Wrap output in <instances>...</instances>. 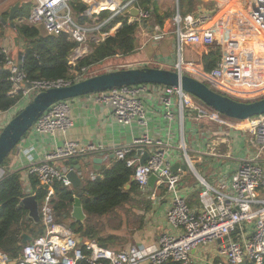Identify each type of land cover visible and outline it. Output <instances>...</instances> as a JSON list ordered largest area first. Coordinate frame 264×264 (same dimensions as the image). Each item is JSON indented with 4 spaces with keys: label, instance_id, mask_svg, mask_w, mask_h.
<instances>
[{
    "label": "built area",
    "instance_id": "1",
    "mask_svg": "<svg viewBox=\"0 0 264 264\" xmlns=\"http://www.w3.org/2000/svg\"><path fill=\"white\" fill-rule=\"evenodd\" d=\"M69 1L34 0L30 15L21 19L22 23L43 28L46 34L67 33L71 39L80 43L69 57L68 77L30 79L7 48H2L0 52L4 56L0 67L9 72L10 93L21 95L18 103L21 106L42 90L67 86L95 73L87 66L78 69L77 62L83 57L80 47L88 40L89 32L99 29L100 26L89 28L80 24L73 17ZM245 3L249 18L264 32V0H245ZM149 15V11H142L137 18L144 19ZM212 22L213 16L209 14H178L175 17L178 52L176 69H180L185 74L187 71L196 74L216 87L220 81L230 80L236 72L231 71L233 66L226 57L225 38H219L221 29L216 22ZM189 44L206 48L221 46V58L217 66L206 72L196 62L185 61L183 50ZM148 93L158 95L165 118L169 121L174 119L176 106L182 121L186 113L196 111L198 118L206 117L221 127L227 126L243 132L254 147L255 156L242 161L230 184L221 182L219 186L213 187L202 180L200 207L194 209L179 193L182 176L172 170L162 140H155L144 133L135 138L131 144L114 150L116 159L123 160L127 166L134 168L133 180L140 190L145 191L149 188L151 175L157 176L158 188H164L171 196V206L166 217L174 229L172 233L163 234L157 246H130L123 250H114L95 239L81 238L65 222L55 221L51 204L54 184L56 181H61L66 186H72L67 178L70 168H61L56 162L97 154L107 157L106 148L101 143L67 140L63 145L46 153L44 159L29 170V174H36L40 184L48 190L43 204L40 205L46 232L25 243L18 264H78L83 260L88 264H164L168 261L191 264L193 250L212 243L218 244L219 254L225 258V262L219 261L213 264H239L243 260L263 264L264 114L243 121L232 119L208 107L179 87L149 83L113 88L98 94L101 102L113 106V116L120 124L125 126L137 124L146 129L148 116L143 96ZM73 125L69 100H66L52 105L37 119L31 130L40 135L58 136L67 134ZM139 148L154 150L143 164L136 155ZM184 156L192 164L186 150ZM89 177L94 180L98 174L92 171ZM2 178L0 174V180ZM157 196L156 191L151 195L155 201L158 199ZM225 236H228L227 240H224ZM219 239L221 242H218ZM8 263V254L0 251V264Z\"/></svg>",
    "mask_w": 264,
    "mask_h": 264
},
{
    "label": "crops",
    "instance_id": "2",
    "mask_svg": "<svg viewBox=\"0 0 264 264\" xmlns=\"http://www.w3.org/2000/svg\"><path fill=\"white\" fill-rule=\"evenodd\" d=\"M80 1L88 6L87 13L91 15L98 14L103 9H110L114 13H122L119 12L122 6L120 4L122 0ZM155 1L157 12L161 15L168 13L170 17L165 19L163 25H159L155 16L151 14L154 10L152 7L151 11H149L150 15L148 18L135 19L134 22L139 23L136 32V47L129 55L114 57V59L120 60L119 67L126 66L125 69H128L150 66L176 69L178 61L176 54L178 52L175 17L180 13V2L178 0ZM17 2H21L20 6L27 2H32L33 5L34 0H17ZM133 5L137 6L135 3ZM97 8H99V11L95 10ZM194 8L188 14L212 15L213 19H215L214 22L217 23L221 31H227L229 29L228 36L225 37V52L229 54L230 51L231 55H233L232 59H229V62L233 66L231 67V71L233 70L236 74L230 80L220 81L216 87L212 84L211 86L228 94L231 98L239 99H245L246 95H249L251 92L262 91L264 89V53L262 54L258 51L255 53L254 50L250 49L245 51L238 49L239 44L245 45L249 42L245 41L244 44L237 36H243L250 31L255 32L250 36V44H264V32H257V27L254 23H252L255 26V28L252 27L253 29L250 27V23L249 25L247 24L246 14L248 18L249 14L245 0H241V3L240 0H195ZM142 11L144 10L141 9ZM5 12H1L0 17ZM132 20L130 16L129 21L131 23H133ZM249 20L251 19L249 18ZM93 23L96 27H91L86 22L80 24L89 28L99 27L97 17L93 18ZM115 27V32H112V29H114L112 28L107 33V36L114 35L121 27V24ZM99 30H91L88 35V40L80 47L83 57L87 56L93 50L89 42L99 43L107 37L106 33H102ZM0 46L1 48H7L12 55L9 46ZM189 47L191 50L187 61H194L204 68L202 63L203 56L209 52L210 47L206 48L201 45H192ZM238 50L239 52L237 53ZM254 53L255 56L258 55L257 59L254 58ZM20 54L21 51L19 50L16 57L12 56L19 62ZM111 58H107L102 62H106ZM235 63H238V65H234ZM190 75L194 77L198 76L192 73ZM99 97L100 94L96 93L69 100L74 125L65 135H40L30 130L10 154L7 165L4 168H0V174L4 177L6 172L8 174V172L20 171L26 184V192L29 195L31 192L28 178L30 168L41 162L46 153L63 145L65 141L72 140L80 143L103 144L106 148L107 157H104L105 155L102 156L103 163L100 168L102 169L111 166L112 162L116 159L114 150L131 144L135 138L147 133L153 139L164 142L163 147L166 149L172 166L180 164V167L176 171L182 176L179 183V193L187 200L192 208L199 209L200 191L203 188L202 180H205L213 187L219 186L221 182L230 184L242 161L255 156V149L249 143L243 132L227 126L221 127L206 117L198 118L196 111L186 113L184 121H182L178 109L175 106L174 119L173 121H169L165 118L163 106L156 94L148 93L143 96L148 116V127L146 129H143L137 124H132L131 126L120 124L113 116V106L101 102ZM15 109L0 112V131H2L7 122L14 116ZM189 134H192L195 138L192 150L188 149L187 144ZM183 142L185 144V150L196 171L192 168L184 169L182 167L187 162L184 156L185 150L182 147ZM149 150L152 149L149 148ZM190 152L195 153V155L192 156ZM99 156L101 154L89 156V163L88 159L83 158L80 160L79 164L83 171L86 167L90 170V173L97 171L94 169L93 158ZM56 164L61 168H71L66 160L57 161ZM95 174L98 173L95 172ZM156 182L157 180L153 187L149 185L147 190H140L134 193L129 205L121 206L118 211H115L116 224L110 227L106 237L102 235L104 229L99 227L100 233L98 235L103 236L106 241L100 242L97 237L93 239L106 244L107 247L114 250H118L120 247L127 248L130 246L154 247L158 245L159 239L163 234L174 232L166 217L167 211L171 206V196L165 192L164 188H158ZM154 191L158 194L156 201L151 197ZM123 207L132 209L133 212L127 211V213L120 214ZM72 219L71 217L68 220ZM91 222L95 225L93 217ZM125 222L127 223L128 231L124 232L125 234L123 235L122 228ZM77 234L85 239L80 233ZM191 257L192 264L225 262V258L219 254L217 243L208 244L193 250Z\"/></svg>",
    "mask_w": 264,
    "mask_h": 264
},
{
    "label": "trees",
    "instance_id": "3",
    "mask_svg": "<svg viewBox=\"0 0 264 264\" xmlns=\"http://www.w3.org/2000/svg\"><path fill=\"white\" fill-rule=\"evenodd\" d=\"M135 4L144 11H151L153 7L154 10L151 14L155 16L159 25H163L165 19L170 17L168 13L161 15L157 12L155 0H137ZM69 5L77 15L79 23L93 22L94 17L103 22L99 30L102 33H109L112 28L121 24V27L114 35L107 36L99 43H90L93 50L87 56L78 60V69L87 66L90 70H93L95 65L107 58L120 55L126 56L135 50L136 32L139 23H131L128 12L118 13L111 18L114 12L110 9H103L98 14L91 15L87 13L88 6L80 0H70ZM31 6L30 2L22 4L15 13L14 19L20 21V19L28 17L31 12ZM194 7L195 0H180L181 15L191 13L195 9ZM9 15V12L1 15L0 29L4 24L3 19L6 20ZM14 27L18 38L24 41V46L20 47L22 53V63L20 66L30 79H59L69 76V57L80 46L79 42L71 39L67 33L59 35L43 34L39 28L27 23H17ZM1 51L2 48L0 46ZM221 53V46L210 47L209 52L203 56L202 60L206 72H210L217 66ZM3 59L4 56L0 54V63ZM94 75H97V73H93L87 77ZM205 82L211 86L208 81ZM213 89L228 95L215 88ZM10 92L11 82L9 81V72L0 67V112H7L16 108V115L23 107L18 105L21 95H12ZM234 99L243 101V99L239 98ZM9 157L10 155L1 164V168L7 165ZM83 158L88 159V163L90 162L89 157H79L76 159L79 163ZM74 160L68 159L66 161L67 164L72 166ZM95 172L98 173V177L94 180L83 176L84 188L82 190H78L73 186H66L61 181H56L54 184V194L51 199L55 221L57 223H66L71 218V211L76 196L81 198L87 217L84 222H77L72 219L69 227L73 231L80 233L85 239H93L100 233V228L96 224H92V217L111 214L117 207L130 202L133 199V194L140 191L138 184L133 180L134 168L127 166L123 160L115 159L111 166L104 167ZM28 178L32 193L35 194L36 199L42 205L48 193L47 188L40 184L36 174H29ZM26 195L28 194L22 173L16 171L12 173L8 172L7 174L6 172L5 176L0 180V251L8 254V264H18L25 245L22 242L24 233H31L33 237H36L46 232V226L43 222L35 224L28 217V210L20 204L21 199ZM78 264L88 263L83 260L78 262ZM164 264L183 263L168 261ZM246 264L255 263L247 261Z\"/></svg>",
    "mask_w": 264,
    "mask_h": 264
},
{
    "label": "water",
    "instance_id": "4",
    "mask_svg": "<svg viewBox=\"0 0 264 264\" xmlns=\"http://www.w3.org/2000/svg\"><path fill=\"white\" fill-rule=\"evenodd\" d=\"M136 1L137 0H122L120 3L122 6L119 12L127 11L132 17L133 22L141 15V9L133 5ZM20 5L21 2H17L10 9L9 20L11 21L12 27L15 26L14 15L18 11ZM6 22L7 21L3 19V23L5 24ZM20 42L21 46H23L22 39H20ZM176 56H178V53ZM21 63L22 53L19 55V64ZM144 83L179 87L183 91L190 93L195 98L202 101L208 107L232 119L243 121L264 114V97L253 101H240L214 90L205 81L189 74H185L181 72L180 69L172 70L161 67L146 66L108 71L90 76L67 86L49 88L35 94L24 105V107H22L20 112L7 122L0 132V168L1 164L10 155L13 149L32 129V126L37 119L55 103L80 96L108 91L113 88ZM153 151V149L139 148L136 155L137 157H140V163L143 164ZM186 161V164L182 167L184 169L192 168L196 171L194 166L190 164L188 160ZM93 163L94 169L100 170L101 164L103 163L102 155L94 157ZM179 167L180 164H175L172 166V170L177 171ZM67 178L71 181L74 188L78 190L84 188L83 169L77 159L73 161V166H71L67 172ZM156 180L157 176L151 175L149 178V185L153 187ZM127 188H129V186H127ZM20 204L28 210V217L31 218L35 224L41 222L40 203L32 191L29 195H26L21 199ZM71 217L77 222H84L87 217L79 196H76L75 198ZM32 239L33 235H31V233H24L22 242L27 243ZM227 239L228 236H225L224 240ZM218 242H221V239H219ZM246 263L247 261L243 260L239 264Z\"/></svg>",
    "mask_w": 264,
    "mask_h": 264
},
{
    "label": "rangeland",
    "instance_id": "5",
    "mask_svg": "<svg viewBox=\"0 0 264 264\" xmlns=\"http://www.w3.org/2000/svg\"><path fill=\"white\" fill-rule=\"evenodd\" d=\"M16 1L17 0H0V13L1 12L3 13V11L9 12L10 9L15 5ZM178 2H180V0H178ZM30 3L32 4V2H30ZM96 11H98V10H96ZM73 17H74V19L78 20L77 19V15L74 12H73ZM6 21L7 22L5 24H3V27L0 29V45H2L4 47L5 46L6 47L9 46V49L11 50L12 55L16 57L18 55L20 47H22L21 46V42H20V39L18 38V35H17L15 27H11V21L9 20V17L6 19ZM97 21L99 22L98 26H100L99 29H101V26H102L103 22H100L99 20H97ZM214 21H215V19H213V22ZM246 21H247L248 25L250 23V27L251 28L252 27L255 28L254 24H252L253 22H250L251 20H249L247 14H246ZM14 23L15 24H17V23H19V24L21 23L22 24V22L19 21V20H15ZM86 23L89 24L91 27H96L93 22H86ZM40 30H41V33H43V34L45 33V30L43 28H40ZM115 30H116V27H114V29H112V32H115ZM256 31L260 32V33L263 32L262 30H260L258 28H256ZM228 33H229V29L227 31L222 30L219 33V38L227 37ZM253 33H255V32L254 31H252V32L250 31V32H247L243 36H238L239 40L241 42H244V44H245L244 40H246V38L248 37V34H249V37H248V40H247V42H249V43L245 44V45L239 44L238 49L240 51H245L247 49H250V50H254L255 53H256V51H258V52H261L263 54L264 53V51H263L264 50V44H260V45H252V44H250V42H251V39H250L251 37L250 36H252ZM89 44H90V42H89ZM23 46H24V41H23ZM189 46H192V45H189ZM189 46H185V48L183 50V55H184L185 61H187V58L189 56V52L191 50V48ZM239 50L237 51V53L239 52ZM255 53H254V56H255ZM238 57H240V56H238ZM254 58L257 59L258 55L255 56ZM119 63H120V60H117L116 58L114 59V57H112L111 59H109L106 62H100V63H98V65H95L94 66L95 68L93 70L98 75V74H102V73H105V72H108V71L120 70V69L126 68V66L119 67ZM186 74L190 75L191 73H189V71H187ZM195 77L200 79V80L206 81L202 77H198V76H195ZM263 97H264V89L262 91H260V92L257 91V92H251V93H249V95L247 94L246 98L243 99V101H253V100H257V99L263 98ZM242 137H243V135H242ZM194 140H195V138L192 136V134L191 135L189 134L188 138H187V144H188V149L189 150H192V148L194 146V144H193ZM190 153H191L192 156L195 155V153H193V152H190ZM89 171L90 170L87 167L83 171V176L85 178H89V173H90ZM192 177L194 178V176H192ZM129 204H130V202H127V203H125L122 206H126V205H129ZM119 208H121V206L117 207L115 211H118ZM115 211L112 212V214L109 213V214H106V215H102L100 217H93L94 223L98 227H100L101 229H104L103 230L104 232L102 233V235H104L105 237H106L107 232L110 229V227L116 224V220H115V218H116L115 214L116 213H115ZM127 211L133 212L132 209H126L125 207H123L122 208V212L120 214L127 213ZM70 222H71V220H67L66 224L69 226ZM122 231H123V235L125 234L124 232L128 231L126 222L123 224ZM122 231H121V233H122ZM97 238L99 239L100 242L106 241V239L103 236L97 235ZM101 244H103V243H101ZM103 245L107 246L106 244H103ZM123 249H126V247H124V248L120 247L118 250H123Z\"/></svg>",
    "mask_w": 264,
    "mask_h": 264
},
{
    "label": "bare ground",
    "instance_id": "6",
    "mask_svg": "<svg viewBox=\"0 0 264 264\" xmlns=\"http://www.w3.org/2000/svg\"><path fill=\"white\" fill-rule=\"evenodd\" d=\"M101 4H103V3H101ZM111 4V3H110ZM95 10H98L99 11V8H97V9H95ZM235 37V36H234ZM238 37V36H237ZM237 37H235V38H237ZM248 40V37L246 38V40H244V41H247ZM226 57L228 58V59H232V57H233V55H231V53H230V51H229V54L228 53H226Z\"/></svg>",
    "mask_w": 264,
    "mask_h": 264
}]
</instances>
